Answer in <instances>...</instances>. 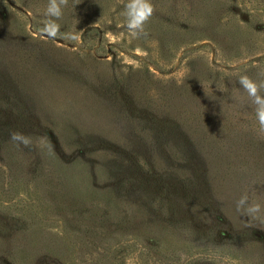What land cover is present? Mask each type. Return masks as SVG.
Returning a JSON list of instances; mask_svg holds the SVG:
<instances>
[{
	"label": "rangeland",
	"instance_id": "rangeland-1",
	"mask_svg": "<svg viewBox=\"0 0 264 264\" xmlns=\"http://www.w3.org/2000/svg\"><path fill=\"white\" fill-rule=\"evenodd\" d=\"M151 2L0 0V264H264V0Z\"/></svg>",
	"mask_w": 264,
	"mask_h": 264
},
{
	"label": "clouds",
	"instance_id": "clouds-1",
	"mask_svg": "<svg viewBox=\"0 0 264 264\" xmlns=\"http://www.w3.org/2000/svg\"><path fill=\"white\" fill-rule=\"evenodd\" d=\"M68 4V0H48L45 16L47 19L41 32L50 38H55L59 32V24L56 22L63 15V8ZM155 11L151 0H127L122 12L126 21V27L133 36H140L145 33V25L150 21ZM75 38V37H74ZM261 75H264L262 73ZM239 85L247 94L250 103L254 106L256 121L260 132L264 133V79H253L247 74L239 76ZM10 139L25 147L31 145V139L23 132L13 130L10 132ZM236 209L248 216L251 220H261L264 212L262 205L256 201H250L247 194L241 196L236 201ZM264 222V220H261Z\"/></svg>",
	"mask_w": 264,
	"mask_h": 264
}]
</instances>
